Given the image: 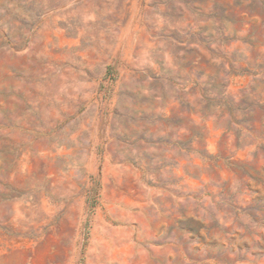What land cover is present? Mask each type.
Masks as SVG:
<instances>
[{
	"label": "rangeland",
	"instance_id": "1",
	"mask_svg": "<svg viewBox=\"0 0 264 264\" xmlns=\"http://www.w3.org/2000/svg\"><path fill=\"white\" fill-rule=\"evenodd\" d=\"M0 264H264V0H0Z\"/></svg>",
	"mask_w": 264,
	"mask_h": 264
}]
</instances>
